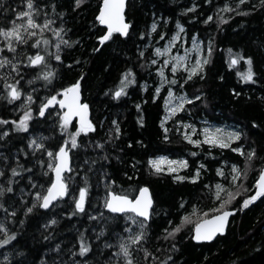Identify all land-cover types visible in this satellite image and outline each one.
<instances>
[{
  "label": "trees",
  "instance_id": "trees-1",
  "mask_svg": "<svg viewBox=\"0 0 264 264\" xmlns=\"http://www.w3.org/2000/svg\"><path fill=\"white\" fill-rule=\"evenodd\" d=\"M101 3L83 0L77 7L75 0H33L36 22L51 23L42 29L21 30L27 44L14 41L15 51L4 47L7 40L0 34V60L7 57L17 65L0 67V186L5 189L0 195V224L4 225L0 240L16 234L0 244V264H125L120 243L128 245L133 264H264V197L243 207L264 167V3L128 0L127 36L115 32L104 44L98 39L105 33L97 20ZM226 5L231 10L223 13L220 9ZM20 11H29L27 0H0V28L12 27L13 22L27 26V18L16 15ZM153 23L156 27L151 30ZM178 23L184 26L187 43L197 36L210 45L211 55L203 72L189 80L169 75V86H182L191 98L199 99L187 103L165 132L163 104L169 86L157 93L158 81L149 60L154 48L172 37ZM55 29H60L59 35ZM37 52L44 57L41 64L25 62ZM249 67L255 75L245 80L242 74ZM128 69L134 75L127 79L134 83L125 80ZM46 71H53V77L45 79ZM77 82L94 128L80 133L77 146L72 147L70 136L80 125L76 120L62 125L58 99L62 89ZM13 83L21 92L16 98L10 96ZM121 88L122 94L116 97ZM53 95L57 103L39 116L38 109ZM29 108L28 128H18L17 122ZM201 117L237 126L241 138L236 144L243 145L245 153L255 149V157L249 160L231 148L188 143L177 131L176 121ZM33 138L44 145L43 150L29 146ZM65 141L72 157L71 171L65 176L67 195L45 209L35 193L44 194L54 179L56 156L49 157L47 151L57 152ZM160 154L185 158L188 176L199 169L197 180L178 181L171 174L152 171L149 159ZM231 164L246 175L215 200L213 186L228 180ZM221 169H225L223 178L218 175ZM85 183L87 200L80 211L75 199ZM145 186L154 199L148 221L130 213L111 214L104 207L110 192L134 198ZM29 207L33 208L30 213ZM226 209L236 210L226 234L210 243H195V225ZM53 219L56 222L51 224ZM142 221H146L142 240H126L141 232ZM176 226L180 231L169 236ZM82 239L90 246L83 255L79 252Z\"/></svg>",
  "mask_w": 264,
  "mask_h": 264
},
{
  "label": "snow or ice",
  "instance_id": "snow-or-ice-1",
  "mask_svg": "<svg viewBox=\"0 0 264 264\" xmlns=\"http://www.w3.org/2000/svg\"><path fill=\"white\" fill-rule=\"evenodd\" d=\"M83 3V0H75V5L79 7V5ZM240 3H243V0H240ZM262 3H264V0H262ZM27 7L29 11H20L17 12L16 15L26 17L27 18V26L25 25H17L13 22V26L9 28H0V34H2L5 39L7 40V43L4 45V47L11 49L15 51V46H14V41H19L21 44H27V40L25 39L24 36H22L21 30L28 32V29L30 27L34 28H44L47 24L51 23L49 20H45L44 24H38L36 20L33 18L32 13L36 12L37 9L34 7L33 0H27ZM193 7H196L193 5ZM123 8H124V0H104V5L100 9L99 13V21L102 24H105L108 26L107 33L103 36L98 37V39L103 42L107 41L112 37V34L114 32L127 35L128 34V28H129V23H126L124 20L123 16ZM224 10L230 11L231 9L226 5ZM212 17L209 16L208 20H211ZM207 22V21H205ZM156 25L153 23V28H155ZM57 35L60 34V29H55L54 30ZM29 35L31 36H36L37 33L35 32H30ZM143 35V34H142ZM47 43V41H45ZM64 43H68L67 41H64ZM36 44H39V41H36ZM57 48H59V45H57ZM157 53H161V49L157 48L155 50ZM208 54L209 56L211 55V48H208ZM143 55V53H141ZM239 55V54H237ZM55 59L57 61L61 60V56L59 54L55 55ZM178 60H181L183 58L178 57ZM248 63L251 66V57H247ZM44 61V57L40 55L39 52L35 54V56H29L26 63H29L31 65H39ZM155 61H152L154 63ZM236 57H232V63H236ZM20 63V61H17V64ZM208 63V59L205 58L203 62L197 61L193 67L188 69V71L191 74H196L200 71L203 70V65ZM4 64H10L13 68H16V64H12L10 60H8L7 57H3L2 60H0V67H2ZM183 66V65H181ZM159 71V70H158ZM173 72L176 71V68L173 67L172 69ZM161 76L163 77V72H160ZM45 79H50L53 77L54 72L53 71H46L43 73ZM134 75L131 69H128L124 73L125 80H127V83H134V80H129L127 79L129 76ZM243 78L245 80H252L255 73L252 72L251 67H249V71L247 73L242 74ZM191 78V76H189ZM167 82V81H165ZM175 82V81H173ZM6 87H9L6 85ZM79 82L74 83L70 85L67 88L62 89L61 91L64 94V99L59 100V104L61 106L67 105V111L63 113V119L61 121L62 125H68L70 122V119L74 115H79L80 117V127L76 130V133L72 134L70 136L71 139V144L72 147L77 146V140L76 137L84 132H88L90 129L94 128L90 120L86 119V114H87V109L88 105L85 104H80L79 103ZM157 92H159V88L156 89ZM123 92V88L119 89L116 91L115 95L116 97H119ZM233 92H235V89H233ZM21 95V92L17 90V84L13 83L10 86V96L12 98L19 97ZM238 95V93H237ZM169 96H172V93L169 92ZM29 99L31 97L29 96ZM178 99V104L177 108L175 110H179L183 107L185 103V98L183 96L177 98ZM194 99H199V97H194ZM57 103V96L53 95L50 98H48L47 103L43 104L39 109H38V115L39 116H44L45 114V109L49 107V105ZM140 106L137 105V108ZM171 110V109H170ZM31 109L29 108L27 112H25L24 116L21 118L19 122H17V127L26 130L28 128L27 120L31 118ZM168 117H165L167 119ZM7 122V121H3ZM115 124L116 122L113 121ZM140 123L143 124V120L140 119ZM62 131L64 130L63 128L61 129ZM195 130V129H193ZM167 131V129H165ZM116 132H119V128H116ZM205 132V142L208 144H217L221 145L224 147H228L227 140H238L241 137L240 132H228L226 134H221V130L217 129L215 132L212 131V129H204ZM7 133H5L6 135ZM223 136L224 138H221ZM111 138V137H110ZM185 138L191 139L187 134H185ZM165 139H167V136H165ZM193 144H200V140H192L191 141ZM67 141L64 142L63 145H60L58 147L57 152H53L52 150L47 151V155L49 157H53L54 155L58 159V163L55 164V173H56V179L52 181L50 187H48L47 191L42 194L40 192H36L35 195L37 197V202L42 198V207L48 208L49 205L53 200H56L58 197H63L67 193V186L65 182L63 181L61 177V173L64 169L69 168V155H68V149H67ZM35 145L36 148H39L41 150L44 149L43 144H38L36 142V139L33 138L32 140L29 141V146L32 147ZM102 147V145H101ZM234 151L240 153L241 155H247L248 159L251 160L255 157V149H249L247 153H245L244 149L242 147L235 148ZM27 154V153H26ZM194 155V153H193ZM167 158L166 157H158L150 161L152 166L159 171H173L174 169L169 167L167 169H162L161 168V163L166 162ZM171 163H176L179 164L182 167L187 166V162L184 160L180 161H173ZM49 167H52L51 164H49ZM70 170V169H69ZM232 176L231 179L233 182L238 181L242 176L246 175L245 172L240 171L238 165H232ZM13 175L16 174V169H12ZM197 175L191 177V179L195 180L198 178L199 174V169H196ZM0 175H3L2 172H0ZM221 175L223 173L221 172ZM177 179H183V177H177ZM86 180V178H85ZM222 185H217V188L220 189L222 188ZM7 191H12V189L9 187ZM5 192V189L0 186V195H2ZM87 192H88V186L87 183H85L84 187L79 188V194L78 198L75 199V207L76 209L83 211L85 208L86 200H87ZM140 195L136 197L135 200H132L128 196H123V195H118L115 192H111L109 194V197L105 198L104 202V207L107 209H110L113 212H125L126 210H131L133 212H136L139 214L141 217L149 218L150 217V210L152 206V199L150 195H148L149 189L145 187H141L139 189ZM239 194V193H237ZM217 195H219V192H217ZM229 196H231V193H229ZM264 197V170H261L259 173V178L255 181V192L252 195L247 196L246 198L243 199V207L249 206L251 203L256 201L257 199ZM226 203V201L224 202ZM0 207H3L2 204H0ZM235 209H233L234 211ZM27 212H32L33 208L29 207L26 210ZM231 213L229 211H223L221 212L220 215H215L211 219H204L196 224L195 228V236L194 239L197 241L201 240H211L217 233H223L225 231L226 227V220L227 217ZM188 217H185V220H187ZM56 221L53 219L50 221L51 224H54ZM135 222V221H133ZM23 223V221H21ZM146 221H142L140 223V229L141 232L137 233L135 237H127L125 238L126 240L130 241L131 243H137L142 240L144 233L143 229L145 227ZM0 228H4L3 224H0ZM6 230V229H5ZM180 231V227L176 226L172 229L171 232L168 233L169 236L173 235L174 233ZM15 233H12V235L6 239L0 240V244H7L10 239L15 237ZM59 248V245H57ZM89 245H87L84 240L82 239L80 242V247H79V252L81 255L89 251ZM120 251L123 253L125 257V264H133V260L131 258V253L129 252L128 245L125 243H120ZM75 255V253H73ZM7 259V257H5Z\"/></svg>",
  "mask_w": 264,
  "mask_h": 264
},
{
  "label": "rangeland",
  "instance_id": "rangeland-1",
  "mask_svg": "<svg viewBox=\"0 0 264 264\" xmlns=\"http://www.w3.org/2000/svg\"><path fill=\"white\" fill-rule=\"evenodd\" d=\"M220 9L223 13L226 12L227 10ZM156 25V23H155ZM153 24L151 25V30H154ZM210 47L209 44L205 45L203 41L198 38L197 36L193 37V39L190 41V43H187L185 34H184V26L180 23L177 24L176 26V31L172 35L170 39H168L162 46H158L154 48L152 56L149 60V67L152 69L153 73L156 76V79L158 81V88L159 92L160 90L165 87L169 86V81H170V74L172 76H182L186 80L191 79L195 75L202 73L204 70V67L206 64L203 65V70L196 73V74H191L188 69L193 67L197 61L203 62L205 58L208 59L209 54H208V48ZM157 48L161 49V53H157L155 50ZM183 58L181 60H178L177 58ZM152 61H155L152 63ZM183 65V66H181ZM173 67L176 68V71L173 72L172 69ZM159 70V71H158ZM163 72V77L161 76L160 72ZM191 76V78H189ZM167 81V82H165ZM169 92L172 93V96H169ZM158 93V92H157ZM183 96L185 98V103L183 107L179 110H175L177 108L178 104V99L179 97ZM59 101V99H58ZM194 101L193 98H191L185 91L182 90V86L179 87V89L173 88L172 86H169V89L166 93L165 99H164V115L162 118V126L165 131L167 129L169 131V126L168 123H170L173 118H175L179 113L183 112L185 109V106L187 103H190ZM171 109V110H170ZM165 117H168L165 119ZM176 128L177 131L183 136L184 140H186L188 143L192 144L193 146H202V145H208L210 147H218V148H231L233 151L235 148L242 147L243 145H237L239 140H227L228 147H224L221 145L217 144H208L205 142V132L204 129H212L213 132H215L217 129L221 130V134H226L228 132H240L239 128L233 124L229 123H217L215 121H212L206 117H201L196 120L194 119H188V120H177L176 121ZM195 129V130H193ZM241 133V132H240ZM185 134H187L191 139L185 138ZM221 138H224L221 136ZM241 138V137H240ZM192 140H200V144H193L191 141ZM237 143V144H236ZM236 152V151H235ZM166 157L167 161L161 163V168L162 169H167L169 167L173 168V171H159L152 166L150 163L151 160L158 158V157ZM184 160L187 162L185 158L182 157H172L167 154H160L157 156H154L149 159V166L154 171L155 173H168L173 175L175 180L178 181H184V180H191V181H196L197 179L193 180L191 177L197 175L195 172L193 176H188L187 171H188V162L186 167H182L179 164L176 163H171L173 161H180ZM232 165L236 164H231L230 167L227 168V181L225 182L224 180H220L216 182L213 186V197L215 200L223 198L226 193L229 191V189L237 184L238 181L233 182L231 179L232 176ZM240 169V168H239ZM221 172L223 175H221ZM199 175V174H198ZM221 178L224 177L225 175V169H221L218 174ZM177 177H183V179H177ZM222 185L223 187L218 189L217 185ZM217 192H219V195H217Z\"/></svg>",
  "mask_w": 264,
  "mask_h": 264
},
{
  "label": "water",
  "instance_id": "water-1",
  "mask_svg": "<svg viewBox=\"0 0 264 264\" xmlns=\"http://www.w3.org/2000/svg\"><path fill=\"white\" fill-rule=\"evenodd\" d=\"M127 2H128V0H124V8H123V16H124V20H125L126 23H128L127 20H126V17H125V10H126V7H127ZM103 5H104V0H102V3H101V7H100V9L103 7ZM99 13H100V10H99ZM99 13H98V15H97V20H98V21H99V19H98V17H99ZM99 23H100V21H99ZM100 25L105 29V33L103 34V35H105V34L107 33L108 26L105 25V24H102V23H100ZM129 27H130V25H129ZM128 31H129V28H128ZM114 33H115V32H114ZM103 35H102V36H103ZM121 35H123V34H121ZM123 36H127V35H123ZM107 41H108V40H107ZM107 41H103V42L100 41V43H101V44H104V43L107 42ZM61 99H64V94H63V93L61 94L59 100H61ZM79 103H80V104H85V102H83V100H82V91H81V87H79ZM58 105H59L60 108H62L63 113L66 112V111L68 110V109H67V105L61 106V105L59 104V101H58ZM86 119H87V120H90L91 123H92V125H93V122H92V120H91V112H90V107H89V106H88V109H87ZM73 120H76V121L78 122V124L80 125V117H79V115H74V116H72L71 119H70V121H73ZM67 149H68V155H69V168L64 169V170L62 171V173H61V177H62L63 181L65 182L66 186H67V183H66V181H65V176H66V174H68V173L71 171V167H72L71 150L68 148V146H67ZM56 163H58V159H57V158H56ZM69 169H70V170H69ZM262 170H264V167H263ZM53 177H54V179H53V181H54V180L56 179L55 166H54V169H53ZM146 187H147V186H146ZM147 188L149 189L148 195H150V197H151V199H152V201H153L152 206H151V210H150V216H151L152 208H153V206H154V199H153V196H152V193H151L150 188H149V187H147ZM67 190H68V189H67ZM254 192H255V191H254ZM110 193H111V192H110ZM110 193H109V194H110ZM66 195H67V193H66L63 197H58L56 200H53V201L51 202V204L49 205L48 208H50L54 203H56V202L59 201L60 199L65 198ZM118 195H121V194H118ZM139 195H140V192H138L134 198H132V197H130V198H131L132 200H135L136 197L139 196ZM123 196H126V195H123ZM108 197H109V195H108ZM128 197H129V196H128ZM42 203H43V202H42ZM43 208H44V207H43ZM48 208H45V209H48ZM106 210H107L108 212H110L111 214L123 215V214H126V213H130V214H134L136 217H138V218H140V219H144V220H146V221H148V220L150 219V217H149V218L141 217V216H139L138 213L133 212V211H131L130 209H129V210H126L125 212H113V211H111L110 209H107V208H106ZM223 211H229V212L231 213V214L227 217L225 231H224L223 233H217V234L213 237V239H211V240H201V241H197V240L194 239V236H195V234H196V233H195L196 225H195L194 230H193V235H192V239H193V241H194L195 243H210V242H213L217 237H219V236H223V235L226 234V232H227V230H228V227H229V224H230V221H231L233 215L236 213V210L233 211V209H226V210H223ZM223 211H220V212H218V213H216V214H214V215H212V216H210V217L204 218V219H211V218H212L213 216H215V215H220L221 212H223ZM204 219H202V220H204ZM202 220H200V221H202ZM200 221H199V222H200Z\"/></svg>",
  "mask_w": 264,
  "mask_h": 264
}]
</instances>
